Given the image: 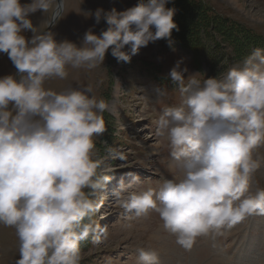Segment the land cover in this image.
<instances>
[{"label": "clouds", "instance_id": "obj_1", "mask_svg": "<svg viewBox=\"0 0 264 264\" xmlns=\"http://www.w3.org/2000/svg\"><path fill=\"white\" fill-rule=\"evenodd\" d=\"M50 3L0 0V53L19 74L0 77V224L16 230V264H80L81 242L101 231L91 219L99 205L84 189L94 193L111 179L98 177L99 164L91 155L93 137L105 131V100L92 95L91 86L56 92L44 82L66 79L69 66L103 64L109 49L127 63L159 39L171 47L172 31L179 30L173 19L177 9L166 7L168 0H139L124 11L98 8L89 14L108 27L99 35L90 28L78 46L57 41L50 31L37 34L29 17L46 12ZM262 51L256 49L245 67L229 69L223 79L203 83L198 73L185 77L188 69L178 60L168 76L182 96L181 106L165 107L156 123L157 133L167 135L170 156L182 162L184 178L126 197L122 183L113 190L131 216L157 212L185 249L212 230L264 216V189L250 191L260 167L253 149L264 143ZM137 252L142 264H159L155 249Z\"/></svg>", "mask_w": 264, "mask_h": 264}, {"label": "rangeland", "instance_id": "obj_2", "mask_svg": "<svg viewBox=\"0 0 264 264\" xmlns=\"http://www.w3.org/2000/svg\"><path fill=\"white\" fill-rule=\"evenodd\" d=\"M188 1L168 0L166 4L180 8L173 17L177 24L197 30L187 41L177 37L174 29L171 47L167 40L159 39L142 47L127 63L118 62L109 49L103 64L92 69L69 66L66 79L44 82L45 89L56 92L91 86V94L108 105L102 113L105 131L93 137L91 155L99 164L98 177L111 179L94 193L84 189L99 205L91 219L101 231L81 242L80 264H142L139 248L155 249L159 264H264V216L254 215L232 228L212 230L197 237L191 249H185L165 230L157 212L150 210L146 216L135 218L113 195L121 183L126 197L131 192L159 189L167 180L179 182L184 178L182 162L170 156L167 135L157 133L156 123L165 107L181 106L182 96L168 76L178 60L183 58L181 67L188 69L185 77L198 73L196 78L203 83L207 78L223 79L229 69L245 67V59L256 49L264 50V44L253 36L264 37V0H193L195 11H190L193 2ZM30 2L21 0L22 4ZM59 2L51 0L46 12L37 11L29 18L40 34L61 9L49 31L57 41L67 39L79 46L90 28L99 35L108 27L103 19L97 24L89 14L98 8L124 11L139 0H61L58 9ZM202 4L205 9L199 8ZM24 35L31 39L33 34L27 31ZM260 67L264 70V65ZM16 74L8 55L0 53V77ZM253 158L260 162L250 180V191L256 192L264 189V143L253 149ZM18 258L15 228L0 224V264H16Z\"/></svg>", "mask_w": 264, "mask_h": 264}, {"label": "trees", "instance_id": "obj_3", "mask_svg": "<svg viewBox=\"0 0 264 264\" xmlns=\"http://www.w3.org/2000/svg\"><path fill=\"white\" fill-rule=\"evenodd\" d=\"M190 1V0H189ZM188 1V2H189ZM191 2V1H190ZM189 2V3H190ZM193 2V3H192ZM192 6H190V11L192 10V11H195V10H193L194 9V7L195 8H197V5L194 3V1L192 0ZM176 9H180L179 7H175ZM199 8L200 9H205L204 7H203V4L202 5H200L199 6ZM181 12V11H180ZM181 15V13H177V15ZM179 15V16H180ZM174 17H176V14H175V16ZM177 25H180V27H178V28H180L177 32V37H181L182 38V41L184 40V41H187V38H189V37H191V35H192V33H195L197 30H195L194 29V27H189V26H183L181 23H179V24H177ZM179 34V35H178ZM241 36H243L242 38H246L245 37V35H241ZM255 38V40H259V42H260V44H264V37L262 36V35H253ZM242 40H244V39H242ZM240 45V44H239ZM245 45V44H244ZM243 44H242V46L240 45V47H243L244 46Z\"/></svg>", "mask_w": 264, "mask_h": 264}, {"label": "water", "instance_id": "obj_4", "mask_svg": "<svg viewBox=\"0 0 264 264\" xmlns=\"http://www.w3.org/2000/svg\"><path fill=\"white\" fill-rule=\"evenodd\" d=\"M59 9L61 8V3L59 2V7H58ZM62 12V10L60 9V11L56 14V15H54V17H53V21L54 20H56L57 18H58V16H59V14ZM52 24L53 23H51V25L49 26V27H52Z\"/></svg>", "mask_w": 264, "mask_h": 264}, {"label": "bare ground", "instance_id": "obj_5", "mask_svg": "<svg viewBox=\"0 0 264 264\" xmlns=\"http://www.w3.org/2000/svg\"><path fill=\"white\" fill-rule=\"evenodd\" d=\"M60 3H61V5H62V2H61V0H60ZM56 13H58V12H56Z\"/></svg>", "mask_w": 264, "mask_h": 264}]
</instances>
